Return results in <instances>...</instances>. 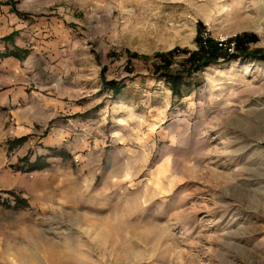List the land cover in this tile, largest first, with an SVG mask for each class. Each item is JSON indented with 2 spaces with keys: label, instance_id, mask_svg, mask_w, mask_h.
Returning <instances> with one entry per match:
<instances>
[{
  "label": "rangeland",
  "instance_id": "rangeland-1",
  "mask_svg": "<svg viewBox=\"0 0 264 264\" xmlns=\"http://www.w3.org/2000/svg\"><path fill=\"white\" fill-rule=\"evenodd\" d=\"M18 1L26 44L1 57L34 76L0 124V264H264V60L181 97L155 67L175 49L179 69L199 24L264 49V0Z\"/></svg>",
  "mask_w": 264,
  "mask_h": 264
},
{
  "label": "trees",
  "instance_id": "trees-1",
  "mask_svg": "<svg viewBox=\"0 0 264 264\" xmlns=\"http://www.w3.org/2000/svg\"><path fill=\"white\" fill-rule=\"evenodd\" d=\"M204 29L202 24H199L198 36L196 38L197 49L182 51L186 57L183 59L179 69H173L174 59L182 55L179 53V50L174 49L156 55L159 58V61L155 64L156 71L164 77L173 94L179 97L183 96L185 91L191 87L192 83L188 78L194 72L201 71L221 61L236 59L238 56H249L264 60V49L258 48L249 51L250 45L258 42L259 38L257 35L244 33L237 35L227 42L219 43L212 38L205 37L203 35ZM114 88L116 89L115 86ZM41 168L42 166L38 164L33 165L30 171Z\"/></svg>",
  "mask_w": 264,
  "mask_h": 264
},
{
  "label": "crops",
  "instance_id": "crops-1",
  "mask_svg": "<svg viewBox=\"0 0 264 264\" xmlns=\"http://www.w3.org/2000/svg\"><path fill=\"white\" fill-rule=\"evenodd\" d=\"M30 7L29 3L25 1L0 0V124L5 114L23 115L22 108H19L20 101L22 102L25 96H29L27 93V81L32 79L30 76H34L33 70H26L30 64L28 63L30 58L24 61H20L15 57L2 58L1 53L6 50L5 46L13 47L10 42L2 41V38L9 36L16 30L19 32V37H15L14 45L23 47V44H26L24 40L21 42V35L24 37L27 32L28 22L31 19H28V17L33 18L30 13H25L30 11ZM35 26L30 25V27ZM17 70H21L19 75H16ZM15 77L17 82L14 83L12 78L14 79ZM26 111L28 113L29 108L25 110V113ZM20 119L23 120V118Z\"/></svg>",
  "mask_w": 264,
  "mask_h": 264
}]
</instances>
